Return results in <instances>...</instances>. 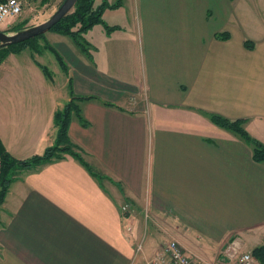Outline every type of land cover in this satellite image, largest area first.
<instances>
[{"label": "crops", "instance_id": "obj_1", "mask_svg": "<svg viewBox=\"0 0 264 264\" xmlns=\"http://www.w3.org/2000/svg\"><path fill=\"white\" fill-rule=\"evenodd\" d=\"M130 2L102 14L118 19L126 8L129 22L83 34L90 56L49 31L0 64L6 152L41 155L71 94L89 97L76 102L82 121L72 115L68 137L104 178L67 154L19 171L0 204V264H144L167 236L197 259L199 242L238 253L264 246V163L210 117L243 120L264 146V35L253 41L227 24V0Z\"/></svg>", "mask_w": 264, "mask_h": 264}, {"label": "trees", "instance_id": "obj_2", "mask_svg": "<svg viewBox=\"0 0 264 264\" xmlns=\"http://www.w3.org/2000/svg\"><path fill=\"white\" fill-rule=\"evenodd\" d=\"M5 0H0L3 2ZM48 0H41L42 3H46ZM120 2L109 4L107 0H101V2L95 5V0H77L72 11L64 17L60 22L55 24L50 32H54L60 35L68 36L75 45L87 56L88 44L83 39V34L95 25L101 24L104 27L106 34H110L118 27H111L103 23L102 14L106 9H116L120 6ZM21 30L17 28L15 31ZM216 38L222 41H226L230 38V35L226 32L216 35ZM44 40V35H40L29 41L0 48V64L6 59L9 54H17L26 48L37 49L38 41ZM48 46V45H46ZM244 46L247 49H252V42L245 41ZM59 66L65 70V64L61 57L54 53ZM43 71L46 70L43 68ZM89 99V97H78L71 94L70 100L64 105L62 110L58 111L54 116V123L57 129L55 142L52 146L46 148L41 155L33 156L26 160H17L10 156L4 149L0 141V204H2L6 192L10 184L15 180L16 175L21 170H30L38 167L39 165L50 162L54 159H60L63 155L67 154L76 159L86 171L95 177L98 181H102L104 178L99 173L93 170L80 156L77 147L70 141L68 137V127L72 115H75L79 121H82L80 116V109L77 105V101ZM211 121L226 130H230L238 134L247 144L251 145L252 160L256 163H264V146L255 139H252L247 132L242 128L243 120H229L218 115H211ZM252 255L260 263L264 264V246L257 247L252 250Z\"/></svg>", "mask_w": 264, "mask_h": 264}, {"label": "rangeland", "instance_id": "obj_3", "mask_svg": "<svg viewBox=\"0 0 264 264\" xmlns=\"http://www.w3.org/2000/svg\"><path fill=\"white\" fill-rule=\"evenodd\" d=\"M118 1L121 4L122 2H126V4L129 3L128 9H130V0H107V2L114 3ZM62 2L63 0H48L46 3H42L41 0H23L20 15L6 22L4 25V32L12 34L17 28L24 29L45 22L58 9ZM100 2L101 0H95V5ZM105 11H109V9H106ZM122 11L123 12L120 13V18L118 19L112 18V14H107V12L104 16H102L103 23L110 25L113 20H126L125 22H129L133 19V15L129 13V10L124 8ZM224 18V21H226L227 24L236 23V25H239L244 34L249 36V39L253 41L260 40L264 35V0H227ZM213 24V26L211 24L210 25L212 27L218 26L217 21L213 22ZM102 29H104L103 25L98 24L93 28L91 33L97 34V32L102 31ZM38 60L43 63L46 62V66L50 71L54 69L52 64V61L54 60L50 61V63L46 60L42 61L41 57L38 58ZM60 74L64 76L63 73L60 72ZM54 76L57 85L56 87L62 88L63 81H60L61 76L58 74ZM60 90L61 95H63L64 90ZM147 215H149V213ZM143 220L148 223L151 222L150 226L153 223V220H151L149 216H146ZM168 238L169 237L167 236L163 243L167 242ZM194 248L197 255L200 256L199 259L194 258L198 264H233L235 263L237 256L240 254L238 253V250L235 251V249H228L229 245L226 250L215 251L216 249L214 247L208 246L203 242H199L198 244H194ZM245 250H247V247H245ZM228 255H233L232 262L229 261Z\"/></svg>", "mask_w": 264, "mask_h": 264}, {"label": "built area", "instance_id": "obj_4", "mask_svg": "<svg viewBox=\"0 0 264 264\" xmlns=\"http://www.w3.org/2000/svg\"><path fill=\"white\" fill-rule=\"evenodd\" d=\"M23 0H5L0 2V31H4V25L10 19L20 15ZM129 205L121 207L123 213H127ZM141 244L136 248V253H140ZM233 255H230L232 259ZM144 264H198L194 258L190 257L180 247L176 241H167L159 246L154 256ZM233 264H260L251 252H241Z\"/></svg>", "mask_w": 264, "mask_h": 264}, {"label": "water", "instance_id": "obj_5", "mask_svg": "<svg viewBox=\"0 0 264 264\" xmlns=\"http://www.w3.org/2000/svg\"><path fill=\"white\" fill-rule=\"evenodd\" d=\"M77 0H63L58 9L43 23L27 27L12 34L0 31V48L14 46L49 32L50 29L66 17L74 8Z\"/></svg>", "mask_w": 264, "mask_h": 264}]
</instances>
